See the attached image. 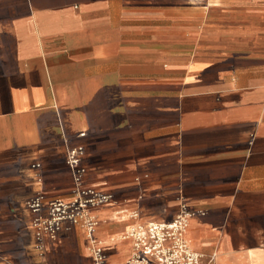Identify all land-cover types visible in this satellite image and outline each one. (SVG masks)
Segmentation results:
<instances>
[{"label":"crops","instance_id":"1","mask_svg":"<svg viewBox=\"0 0 264 264\" xmlns=\"http://www.w3.org/2000/svg\"><path fill=\"white\" fill-rule=\"evenodd\" d=\"M68 147L113 198L108 264L181 203L204 264H264V0H0V264H92L69 225L34 249L26 204L71 198Z\"/></svg>","mask_w":264,"mask_h":264},{"label":"built area","instance_id":"2","mask_svg":"<svg viewBox=\"0 0 264 264\" xmlns=\"http://www.w3.org/2000/svg\"><path fill=\"white\" fill-rule=\"evenodd\" d=\"M84 154L83 147L67 149L66 163L73 180L69 200L48 202L44 197L38 196L26 204L32 215L34 249L43 256L46 241H55L64 231L65 225H69L84 233L92 264H108L104 243L96 237L99 223L92 216V212L112 203L113 198L84 185ZM198 215L203 213L194 212L187 204L181 203L178 214L171 222H150L131 228L122 237V240L132 243V255L127 264H204V257L195 252L187 240L190 222ZM138 217L137 214L133 215L134 219ZM211 262L212 259L207 264Z\"/></svg>","mask_w":264,"mask_h":264}]
</instances>
